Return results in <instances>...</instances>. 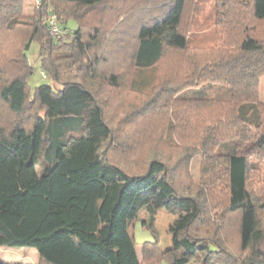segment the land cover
Returning a JSON list of instances; mask_svg holds the SVG:
<instances>
[{"label": "trees", "instance_id": "1", "mask_svg": "<svg viewBox=\"0 0 264 264\" xmlns=\"http://www.w3.org/2000/svg\"><path fill=\"white\" fill-rule=\"evenodd\" d=\"M59 1L71 9L49 13L63 33L56 38L43 20L48 0H39L40 9L27 18L24 0H0V246L34 248L43 264H264L258 219L264 192L256 194L251 183L264 185V103L258 101L264 0L240 1L241 9L233 7L237 21L217 19L208 44L191 39L200 13L195 0H137L118 18L128 23L121 36L134 44L130 89L151 88L141 119L156 111L169 114L168 127L181 135L184 155L200 159L201 184L193 195L175 190L162 160L152 157L144 171L130 173L106 156L113 129L94 83L102 76L116 88L126 80L114 70L101 74L109 59L94 52L100 32L84 39L77 12L102 0ZM244 9L262 24L260 34L244 28ZM220 23L243 30L230 39ZM20 27L26 39L10 54L4 39ZM32 43L38 44L44 78L56 90L30 86L26 53ZM166 58L174 60V69L155 90L153 71ZM222 192L221 214L215 199ZM187 201L193 211L178 214L170 229L173 245L161 249L154 227L159 207L176 213ZM141 209L153 240L140 244L139 258L129 226ZM230 216L236 218L232 245L224 234Z\"/></svg>", "mask_w": 264, "mask_h": 264}, {"label": "rangeland", "instance_id": "2", "mask_svg": "<svg viewBox=\"0 0 264 264\" xmlns=\"http://www.w3.org/2000/svg\"><path fill=\"white\" fill-rule=\"evenodd\" d=\"M49 6L47 7L48 15L52 13L53 8H57L66 12L71 9L70 5L61 3L59 0H48ZM137 0H102L99 7L90 9H78L80 14V22L82 26L80 30L84 39L90 38L92 34L99 30V38L97 43L99 47L94 52L101 53L99 55L109 59L107 63L101 65V74L107 75L110 71L114 70L124 74V84L120 87H108L102 76L96 78L95 87H97L98 98L103 104L105 118L113 129V138L110 140V147H107L106 156L118 164L122 169L130 173H139L144 171L150 158L162 160L167 165V172L169 180L171 181L175 190L184 195L196 194L200 182V159L197 156L191 157L190 154L184 155L182 149L183 140L180 139L179 133L172 131L168 127L170 115L166 112L156 111L148 121L141 119L140 110L146 106V102L150 98V89L143 91H134L130 89V79L134 76L133 68L129 63L131 53L133 51V41L126 35L123 38L124 28L127 29V20L118 19L123 14H127L133 4ZM200 8V13L195 17L196 27L192 28L194 35L192 41L196 40L197 43L206 41L205 44L212 42L214 33L218 30L217 19L222 17V20L229 21L239 18L238 11L235 12V6L241 9L240 1L242 0H195ZM224 3L225 6L217 5ZM40 9L39 0H24L23 15L32 17L36 11ZM243 10V9H242ZM76 12V13H77ZM125 14V15H126ZM217 14L219 17H217ZM226 14V16H224ZM243 26L246 30L252 33L260 34L262 24L253 23L249 15V10H239ZM43 16V20L47 17ZM55 15V14H54ZM228 15V16H227ZM56 16V15H55ZM187 19H193L188 17ZM221 30L226 32V35L232 39L236 32L240 33L243 26L239 31L234 29L231 31L227 29L226 23H220ZM72 25V23H70ZM96 26V27H95ZM95 27V29H94ZM116 29V31H115ZM20 27L13 32L7 34L4 39L9 53L15 52L18 46L26 39V30ZM115 31V32H114ZM63 34V33H60ZM60 34L56 37L58 38ZM65 35V34H64ZM63 37L65 38L66 35ZM5 45V46H6ZM38 44L32 43L26 55L29 64L33 70L28 78L30 86L33 88L41 84L52 86L57 89L58 86L49 78H44L40 68ZM178 62V61H177ZM180 63V61L178 62ZM173 59H165L158 64L154 69V76L158 78L159 82L155 88L158 90V85L161 83L163 76L169 75L174 68ZM182 70V69H181ZM180 71L177 69L176 73ZM45 76V75H44ZM154 84L156 82H153ZM162 97L159 98V103ZM163 100V99H162ZM258 101L264 103V75L259 79V94ZM158 110V109H157ZM8 118V115H5ZM7 121V120H6ZM168 135L171 136L169 139ZM260 173L264 177V158L260 160ZM255 176V175H254ZM255 177H258L256 175ZM261 179V178H260ZM257 179L253 180L252 188L255 193L262 195L264 192L263 183H255ZM251 186V184H250ZM215 199L217 211L222 214L225 212V198L223 192ZM214 201V200H213ZM218 201V203H217ZM212 202V201H211ZM192 212V203L185 202L182 208H177L176 213L167 210L164 205L159 207L155 218V232L159 240V247L163 250L170 248L173 245L172 232L170 231L175 219L178 218L179 213L184 211ZM146 213L143 209L139 210L135 219L129 226V234L135 244V248L140 255V244L153 240L152 231L143 226L142 221L146 218ZM258 219L262 226H264V210L258 212ZM224 223V234L227 236L228 243L234 244L236 241V218L232 216L226 217ZM0 261L6 263L16 264H43L37 255L34 248L30 247H2L0 246ZM165 264V262H162Z\"/></svg>", "mask_w": 264, "mask_h": 264}, {"label": "built area", "instance_id": "3", "mask_svg": "<svg viewBox=\"0 0 264 264\" xmlns=\"http://www.w3.org/2000/svg\"><path fill=\"white\" fill-rule=\"evenodd\" d=\"M48 29L51 36H58L61 33V29L58 25L57 18L54 14H49L47 17ZM43 77L44 74H42Z\"/></svg>", "mask_w": 264, "mask_h": 264}, {"label": "crops", "instance_id": "4", "mask_svg": "<svg viewBox=\"0 0 264 264\" xmlns=\"http://www.w3.org/2000/svg\"><path fill=\"white\" fill-rule=\"evenodd\" d=\"M137 251V250H136ZM137 254H138V256H139V258H140V255H139V253L137 252ZM142 264H144V263H142Z\"/></svg>", "mask_w": 264, "mask_h": 264}]
</instances>
